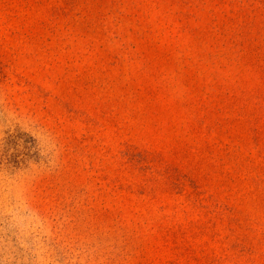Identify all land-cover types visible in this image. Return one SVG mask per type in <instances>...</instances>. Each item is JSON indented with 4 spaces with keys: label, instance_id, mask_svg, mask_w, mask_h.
Listing matches in <instances>:
<instances>
[{
    "label": "rangeland",
    "instance_id": "obj_1",
    "mask_svg": "<svg viewBox=\"0 0 264 264\" xmlns=\"http://www.w3.org/2000/svg\"><path fill=\"white\" fill-rule=\"evenodd\" d=\"M0 264H264V0H0Z\"/></svg>",
    "mask_w": 264,
    "mask_h": 264
}]
</instances>
